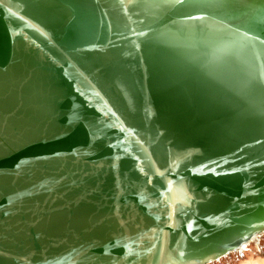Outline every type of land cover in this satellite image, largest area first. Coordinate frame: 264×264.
I'll use <instances>...</instances> for the list:
<instances>
[{
  "label": "water",
  "instance_id": "1",
  "mask_svg": "<svg viewBox=\"0 0 264 264\" xmlns=\"http://www.w3.org/2000/svg\"><path fill=\"white\" fill-rule=\"evenodd\" d=\"M263 233L264 0H0V264H208Z\"/></svg>",
  "mask_w": 264,
  "mask_h": 264
},
{
  "label": "rangeland",
  "instance_id": "2",
  "mask_svg": "<svg viewBox=\"0 0 264 264\" xmlns=\"http://www.w3.org/2000/svg\"><path fill=\"white\" fill-rule=\"evenodd\" d=\"M208 264H264V233L243 250L232 252Z\"/></svg>",
  "mask_w": 264,
  "mask_h": 264
},
{
  "label": "bare ground",
  "instance_id": "3",
  "mask_svg": "<svg viewBox=\"0 0 264 264\" xmlns=\"http://www.w3.org/2000/svg\"><path fill=\"white\" fill-rule=\"evenodd\" d=\"M125 1V4H127V2H129V0H124ZM165 1H168V0H165ZM243 3H248L247 1H245V2H243ZM187 41L188 42H190V44H191V42L193 41L192 39H191V36L189 37V39L187 38ZM233 47V46H232ZM230 51H232V50H230ZM233 52V51H232ZM176 193H178V191H176Z\"/></svg>",
  "mask_w": 264,
  "mask_h": 264
},
{
  "label": "flooded vegetation",
  "instance_id": "4",
  "mask_svg": "<svg viewBox=\"0 0 264 264\" xmlns=\"http://www.w3.org/2000/svg\"><path fill=\"white\" fill-rule=\"evenodd\" d=\"M169 1H173V0H169ZM242 2H245V1H242Z\"/></svg>",
  "mask_w": 264,
  "mask_h": 264
}]
</instances>
